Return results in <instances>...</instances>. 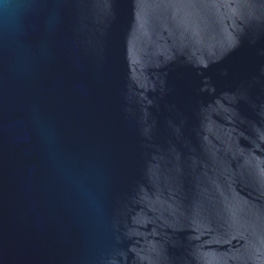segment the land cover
<instances>
[{
    "label": "water",
    "instance_id": "95a60500",
    "mask_svg": "<svg viewBox=\"0 0 264 264\" xmlns=\"http://www.w3.org/2000/svg\"><path fill=\"white\" fill-rule=\"evenodd\" d=\"M0 264H264V0H0Z\"/></svg>",
    "mask_w": 264,
    "mask_h": 264
}]
</instances>
